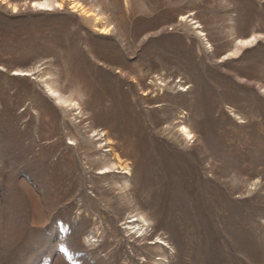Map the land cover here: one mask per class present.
I'll return each instance as SVG.
<instances>
[{"label": "rangeland", "instance_id": "374dc122", "mask_svg": "<svg viewBox=\"0 0 264 264\" xmlns=\"http://www.w3.org/2000/svg\"><path fill=\"white\" fill-rule=\"evenodd\" d=\"M127 263L264 264V0H0V264Z\"/></svg>", "mask_w": 264, "mask_h": 264}, {"label": "bare ground", "instance_id": "6f19581e", "mask_svg": "<svg viewBox=\"0 0 264 264\" xmlns=\"http://www.w3.org/2000/svg\"><path fill=\"white\" fill-rule=\"evenodd\" d=\"M125 165H126V164H125ZM125 165H124V166H125ZM127 166H128V165H127ZM124 168H125V167H124ZM127 264H128V263H127Z\"/></svg>", "mask_w": 264, "mask_h": 264}, {"label": "snow or ice", "instance_id": "6c2138e0", "mask_svg": "<svg viewBox=\"0 0 264 264\" xmlns=\"http://www.w3.org/2000/svg\"><path fill=\"white\" fill-rule=\"evenodd\" d=\"M189 138H191V137H189Z\"/></svg>", "mask_w": 264, "mask_h": 264}]
</instances>
